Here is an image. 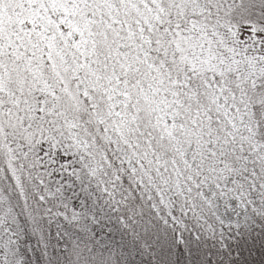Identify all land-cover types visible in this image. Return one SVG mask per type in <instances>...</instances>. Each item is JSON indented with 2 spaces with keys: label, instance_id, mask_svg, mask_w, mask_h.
I'll return each mask as SVG.
<instances>
[{
  "label": "rangeland",
  "instance_id": "374dc122",
  "mask_svg": "<svg viewBox=\"0 0 264 264\" xmlns=\"http://www.w3.org/2000/svg\"><path fill=\"white\" fill-rule=\"evenodd\" d=\"M186 2L205 11L204 0ZM166 9L163 0H0V54L22 58L46 95L57 91L44 71L54 58L87 99L118 165L163 222L174 230L189 225L222 241L234 228L258 227L257 217L264 214V148L255 139L251 108L225 80L207 81L211 106L202 108L192 93L182 99L175 77L155 63L145 29L155 27ZM35 33L45 37V47L39 48ZM254 35L246 28L202 35V64L250 72L264 60V43ZM212 110L221 132L208 122ZM63 123L71 148L98 177L108 199L125 205L116 184L118 168L106 170L108 152L100 150L99 158L95 139L69 114ZM233 149L241 154L232 160L227 151ZM46 212L53 220L79 222L62 208ZM129 220L137 222L133 214ZM90 252L72 254L78 264H115L113 257L102 263ZM205 252L216 262L229 260L230 251ZM61 260L57 264H66Z\"/></svg>",
  "mask_w": 264,
  "mask_h": 264
},
{
  "label": "trees",
  "instance_id": "16d2710c",
  "mask_svg": "<svg viewBox=\"0 0 264 264\" xmlns=\"http://www.w3.org/2000/svg\"><path fill=\"white\" fill-rule=\"evenodd\" d=\"M204 1L201 12L186 0H163L167 9L161 21L145 29L151 57L175 77L181 98L192 93L202 108L211 106L207 81L225 80L251 108L255 139L264 148V60L250 72L214 69L202 64L206 58L200 48L202 35L242 28L264 43V0ZM35 34L39 48L45 47V37ZM22 63L11 52L0 54V256L6 257L5 264H57L62 258L66 264H78L75 251H92L89 257L100 256L102 263L113 257L115 264H264V214L257 217L258 227L234 228L222 241L198 234L189 225L172 229L118 165L103 128L70 75L57 69L53 58L44 71L57 91L46 95ZM67 114L95 139L99 158L100 150L108 152L111 164L106 170L118 168L116 184L125 205L108 199L98 177L90 175L86 161L71 148L63 123ZM219 119L212 110L208 122L217 132L222 131ZM218 150L223 155L224 150ZM227 152L232 160L241 154ZM49 208H62L79 222L48 218ZM131 214L137 222L129 220ZM205 251H230L229 260L216 262Z\"/></svg>",
  "mask_w": 264,
  "mask_h": 264
}]
</instances>
